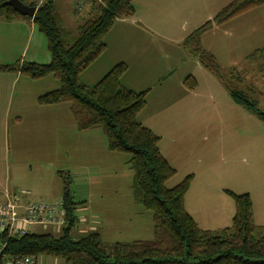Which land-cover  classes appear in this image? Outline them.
Returning <instances> with one entry per match:
<instances>
[{"label": "rangeland", "instance_id": "rangeland-1", "mask_svg": "<svg viewBox=\"0 0 264 264\" xmlns=\"http://www.w3.org/2000/svg\"><path fill=\"white\" fill-rule=\"evenodd\" d=\"M21 1L28 4L30 0ZM150 1H146L147 11L154 4L150 5ZM229 1L175 0L161 4L159 31L168 39L155 37L157 52L151 55L155 71L165 62L164 52L172 49L174 55L181 56L175 74L184 69L192 74L197 85L188 89L184 86L186 77L183 78L184 89L192 97L184 128L178 116L173 120L172 112L158 108L163 102L158 103L163 92L159 93L158 78L153 76L142 84L152 91L146 96L147 105L137 116L160 136L159 146L167 158L164 157L176 169L166 186L172 187L191 174L185 196L187 209H199L193 213L203 219L204 227L198 226L210 230L231 225L235 204L227 190L249 193L253 222L264 225V123L252 111L236 104L225 86V82L231 81L264 111V71L259 67L264 63V54L248 57L256 48L264 47V6L241 13L202 35L201 47L215 56L222 80L204 68L196 55L188 53L183 41L176 47L168 41L181 40ZM69 2V9L62 8L63 17L67 13L75 16L71 8L80 14L84 6L81 0ZM5 22L0 19L3 24L0 26L4 27L0 29V64L29 61L32 57L39 63L50 61L46 57L51 59L46 39L35 26L32 34L29 28L17 33L7 30L4 24L9 23ZM97 64L86 67L85 74L92 72ZM15 75L2 74L7 80L3 86L5 99L0 106V190H21L22 203H55L61 198L62 189L57 172L68 171L72 176L71 190L79 201L76 214L79 220L85 218L84 222L78 221L76 234L94 225L107 243L152 239L153 213L133 198L129 155L109 151L100 127L77 129L70 102L51 107L37 103L38 95L59 87L54 75L36 80ZM98 77L86 85H93ZM83 79L85 76H79L81 82ZM176 95L172 93L164 103ZM182 128L185 133L178 137ZM200 195L207 196V206L212 199L217 213L200 209ZM28 229L57 232L46 225H29ZM34 258L37 264H64L62 259L46 254Z\"/></svg>", "mask_w": 264, "mask_h": 264}, {"label": "trees", "instance_id": "trees-1", "mask_svg": "<svg viewBox=\"0 0 264 264\" xmlns=\"http://www.w3.org/2000/svg\"><path fill=\"white\" fill-rule=\"evenodd\" d=\"M5 1L0 0V19L31 20L44 35L51 60L48 63L16 61L0 64V73H20L32 80L54 75L59 80V87L38 95L37 103L70 102L77 129L100 127L109 151L129 155L133 198L152 211L153 238L107 243L97 229L76 234L79 232L76 214L79 201L75 200L70 187L71 174L59 170L63 225L55 233L29 230L24 235L8 236L6 231L0 232V245L4 244L0 264L11 255L36 257L39 254L57 257L64 264H264V225L253 222L249 193L236 194L227 190L235 204L231 225L210 230L199 227L185 209L184 196L191 174L172 187L166 186L176 169L160 151V136L137 118L146 106L149 88L136 91L122 84L126 63L113 65L93 85L79 80L80 73L106 49L104 37L115 21L134 14L133 0H93L94 13L77 27L75 34L63 27L54 0L29 3L36 7L33 16L20 14ZM262 4L264 0H231L193 30L183 43L192 48L204 68L222 80L215 56L201 47V35L212 26ZM258 53L264 54V48L255 50L248 57L254 58ZM259 67L264 71V63ZM196 85L193 76L184 79L188 89H194ZM225 86L236 104L252 111L264 123V111L255 99H250L231 81L225 82Z\"/></svg>", "mask_w": 264, "mask_h": 264}, {"label": "crops", "instance_id": "crops-1", "mask_svg": "<svg viewBox=\"0 0 264 264\" xmlns=\"http://www.w3.org/2000/svg\"><path fill=\"white\" fill-rule=\"evenodd\" d=\"M33 1H36V0H30L29 3ZM37 1L41 3L44 0H37ZM146 1L148 0H133L134 14L129 17L118 18L115 21L112 28L106 33L104 37V41L106 42V49L90 64L93 66L96 63H98L97 66L94 68L92 72L88 74H85V69H84L80 73V77L85 76L86 79H83L82 81L84 84H91L90 83L92 82L91 80H95V78L98 76L102 77L113 65L120 63V62H124L127 64V70L123 73L121 77V82L123 85H125L126 87L130 89H133L136 91L144 90L146 87H143L142 84L147 82V80L151 76H153L156 79L158 78L157 84H158V87H161V90L159 93L163 92L160 97L161 100H158V103L160 101H163V102H162V105L160 104V106H158V108L161 111L169 110L170 112H172L174 115L173 120L177 118L178 116L180 118L181 125L184 128L185 126L184 122L190 116L189 115L190 111L188 107L191 105L192 97L190 96V93L185 91L184 89L183 78L189 75H192V74L185 73L184 69L181 70L179 73L175 74L176 73L175 68L177 64H179V60L181 56L174 55V50L172 49L170 50V52L169 51L164 52L165 62H163V65L156 67L157 71H155V65L153 64L151 60V55L153 54V52H157V46L154 44V41L156 39L155 37L162 38L163 41L165 39H168L167 35H164V33L159 31L161 29L160 27H162L160 25V19H159V9H161L160 6L162 3L167 4L168 2H175V0H151L150 5L154 3L153 7H151V11L146 10V7H145ZM81 2L84 4V6L81 7V11L79 12L80 14H75L74 9L71 8L70 11H72V13L75 16H71L70 14L67 13L63 17L62 8L64 7L66 9H69V3H70L69 0H54V3L56 7L58 8L61 18H62L63 27L72 34H75L77 27L86 18H88L94 13L93 11L94 9L92 8L93 0H81ZM260 6H264V4L256 6V7L258 8ZM82 13H85L83 17L80 16ZM5 23H9V24H4V25H6L5 28L9 30L10 32L15 30L18 33L23 30L25 31L27 28H29V34H32L34 32V24L31 20L29 21V20H24V19H15V20L7 21ZM0 25H3V24H0ZM217 25H220V24H217ZM217 25L212 26L206 32L210 31L213 27ZM2 27L3 26H0V29H2ZM206 32H204L203 34H205ZM187 36L183 37L181 40H175L172 38L171 40L169 39L168 42L175 45L172 47H176V45L180 43V41L181 42L184 41V39ZM201 37H200V42H201ZM28 38L29 37H27L26 41L28 40ZM26 46L27 45L25 44V47ZM186 47H188L187 48L188 53L190 51L193 54L192 48L188 45H186ZM257 49H261V48H256L255 50ZM255 50H253L252 53ZM182 51L184 50H181L180 52ZM46 57H48L47 60H51L50 56L47 55ZM186 58L189 59V54L186 55ZM29 61H35V58L32 57L31 59H29ZM2 74L3 73H0V106H1V103L3 104L4 99H5L4 97L5 92L3 93V86H4L5 80H7V78L2 76ZM20 75L22 74L16 73L15 76L17 78ZM101 77H98V78L100 79ZM151 91L152 89L149 88V91L147 94H149ZM175 92L177 93V95L174 98H172L170 101H168L167 103H164V100H167L166 98L170 97L172 93H175ZM162 96L164 97V99H162ZM61 103L52 104V105H59ZM52 105H42V106L51 107ZM146 105H147V102H146ZM151 111L154 112V109L152 108ZM5 119L6 118L4 116L2 118L3 123L6 122ZM141 123L143 124V122ZM183 128L180 130L178 137H182L183 132L185 133V130H183ZM159 147H160V151L163 154L162 147L161 146ZM177 147L178 146H176L175 148ZM4 191L5 189L2 191L0 190V199L2 198L1 195L3 194ZM185 196H184V206H185L186 211L195 219L198 225L203 224V219L193 213V211L195 210H197L198 212L199 209H197L196 207H193V211L190 209H187ZM206 197H207L206 195H200V205H201L200 209L203 208V210H205L208 213H217V211L215 212L213 208L214 204H213L212 199L208 200L209 206L206 205ZM217 216L218 215H216V217ZM84 221H85L84 217L80 218L79 220V222H84ZM201 226L204 227V225H201ZM91 229H95L94 225L93 227H91ZM35 264H37V260Z\"/></svg>", "mask_w": 264, "mask_h": 264}, {"label": "built area", "instance_id": "built-area-1", "mask_svg": "<svg viewBox=\"0 0 264 264\" xmlns=\"http://www.w3.org/2000/svg\"><path fill=\"white\" fill-rule=\"evenodd\" d=\"M80 9V8H78ZM23 192L21 190L5 189L0 199V232L24 235L29 225L51 226L59 230L64 223V209L62 199L55 203L26 202L22 203ZM4 244L0 245V256L3 253ZM2 264H35L34 256L11 255L5 257Z\"/></svg>", "mask_w": 264, "mask_h": 264}, {"label": "water", "instance_id": "water-1", "mask_svg": "<svg viewBox=\"0 0 264 264\" xmlns=\"http://www.w3.org/2000/svg\"><path fill=\"white\" fill-rule=\"evenodd\" d=\"M5 4L12 6L17 12L26 16H33L36 11L34 5L25 4L21 0H6Z\"/></svg>", "mask_w": 264, "mask_h": 264}]
</instances>
